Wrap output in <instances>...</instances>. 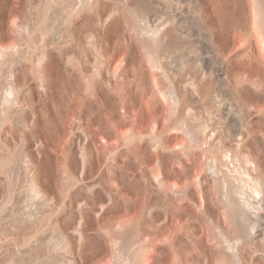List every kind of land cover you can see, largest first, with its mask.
I'll return each instance as SVG.
<instances>
[{
	"label": "rangeland",
	"instance_id": "1",
	"mask_svg": "<svg viewBox=\"0 0 264 264\" xmlns=\"http://www.w3.org/2000/svg\"><path fill=\"white\" fill-rule=\"evenodd\" d=\"M0 49V264H264V0H0Z\"/></svg>",
	"mask_w": 264,
	"mask_h": 264
},
{
	"label": "bare ground",
	"instance_id": "2",
	"mask_svg": "<svg viewBox=\"0 0 264 264\" xmlns=\"http://www.w3.org/2000/svg\"><path fill=\"white\" fill-rule=\"evenodd\" d=\"M171 4V3H170ZM177 5H180V4H177ZM170 6V5H169ZM168 9V8H167ZM171 9V8H170ZM163 17V16H162ZM173 17V16H172ZM176 21V20H175ZM166 23H168L167 21H165L164 20V22L160 25L161 26V29H163L164 27V25L166 24ZM168 27V26H167ZM160 28L158 29V30H154L153 29V31H152V33L154 32V34H153V41H154V43H160V45H168L169 43H168V36H167V31H164V32H162V30H161ZM167 29V28H166ZM169 29V28H168ZM172 30V29H171ZM172 32V31H171ZM164 36V37H163ZM175 36V35H174ZM173 36V37H174ZM183 36V35H182ZM172 37V38H173ZM185 37V36H184ZM182 39V38H181ZM183 39H186V38H183ZM172 41V40H171ZM181 41V40H180ZM170 42V41H169ZM178 42H179V40H178ZM177 42V43H178ZM181 42H183V41H181ZM159 45V44H158ZM164 47V46H163ZM163 47L161 48V49H163ZM166 47V46H165ZM184 48V47H183ZM160 49V50H161ZM182 49V48H181ZM168 50V49H167ZM160 52V51H159ZM164 52V51H163ZM182 52H183V50H182ZM161 54H164V53H162V52H160ZM167 53V52H166ZM173 54H175V53H173ZM182 54V53H181ZM6 54L0 49V60L1 59H3V57L5 56ZM166 56V55H165ZM161 57V56H160ZM160 61V60H159ZM10 63V62H9ZM9 63H7V64H9ZM11 63H12V61H11ZM6 64V63H5ZM4 64V65H5ZM13 64V63H12ZM2 67H3V62L2 61H0V77L1 76H3V75H1V74H3V69H2ZM11 67V66H10ZM9 67V68H10ZM5 68V67H4ZM11 70V69H10ZM5 74V73H4ZM10 77V76H9ZM7 85V84H6ZM6 93V92H5ZM15 93V89H14V87H13V85L10 83L9 84V89H8V95L9 96H12L13 94ZM6 97V96H5ZM8 98V97H7ZM7 98L5 99V101H7ZM252 164V163H251ZM247 165H249V164H247ZM254 181V180H253ZM253 181H251V182H253ZM258 182V181H257ZM249 185H250V183H249ZM251 186V185H250ZM248 187V189L249 188H251V195H250V197L249 198H252L253 200H255V199H257L258 198V196L259 197H261L260 196V194H261V192H260V183L258 184V183H253V185L251 186V187ZM250 193V192H249ZM243 199V198H242ZM243 201V200H242ZM244 202V201H243ZM247 206H248V208L252 211L253 209H255V207H254V204L251 202H248L247 203ZM258 209V208H257Z\"/></svg>",
	"mask_w": 264,
	"mask_h": 264
}]
</instances>
